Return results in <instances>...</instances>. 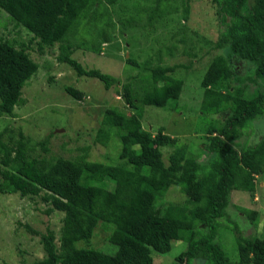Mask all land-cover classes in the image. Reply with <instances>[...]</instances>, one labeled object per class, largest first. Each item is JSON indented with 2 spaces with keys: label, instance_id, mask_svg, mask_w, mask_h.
<instances>
[{
  "label": "trees",
  "instance_id": "obj_1",
  "mask_svg": "<svg viewBox=\"0 0 264 264\" xmlns=\"http://www.w3.org/2000/svg\"><path fill=\"white\" fill-rule=\"evenodd\" d=\"M119 1L0 0V20L6 14L0 26L14 23V29L24 28L32 35L22 43L0 39V114L15 117L16 107L26 101L24 86L40 69L31 56L34 41L42 53L59 45V62L67 63L80 77L98 78L106 90L121 84L118 95L125 103L105 110L93 138L94 144L109 147L119 140L118 156L108 154L107 161L90 159V145L78 147L82 153L75 157L50 154L54 132L33 142L22 128L7 126L0 131V194L41 198L48 204L45 213H64L58 233L50 227L40 231L26 225L41 236L45 252L31 264H154V253L172 251L177 241L188 243L178 256L181 263L193 264L201 258L208 264H264V230L256 232L261 215L257 210L239 206L255 229L251 235L236 232L238 261H232L216 240L218 220L223 218L222 223L230 216L232 192L254 195L257 179L264 173V135L250 141L255 134L252 123L264 118V0H211L221 25L218 39L211 44L220 52L209 61L201 80L206 89L204 120L211 118L205 122L206 140L199 149L164 127L156 131L143 127L146 106L178 109L184 81L174 74L184 62L155 65L130 55L128 64L151 74L139 87L137 76L123 81L87 68L73 57L83 47L100 53L103 44L117 37L118 23L122 28L152 29L159 19L180 13V5L188 21L193 3L139 0L136 3L144 7L118 22L113 7ZM85 29L91 45L80 39ZM203 42L210 44L205 37ZM171 52L173 56L175 50ZM65 90L75 99L85 97L72 85ZM217 114L226 118L220 121L214 117ZM167 147L172 149L168 160ZM203 153L207 162L198 158ZM172 186L181 189L184 201L166 199ZM101 225L111 227L108 240L117 246L116 252L90 246Z\"/></svg>",
  "mask_w": 264,
  "mask_h": 264
},
{
  "label": "rangeland",
  "instance_id": "obj_2",
  "mask_svg": "<svg viewBox=\"0 0 264 264\" xmlns=\"http://www.w3.org/2000/svg\"><path fill=\"white\" fill-rule=\"evenodd\" d=\"M137 1L139 0L119 1L113 7L114 18L119 22L121 18L137 14L135 8L144 7V3H136ZM179 12L159 19L152 29H144L141 26L122 28V24L118 23L117 37L112 42L103 44L100 53L83 47L76 49L73 57L87 68L100 69L104 73L120 77L123 81H127L129 76H137L135 84L139 87L146 84V78L151 74L141 67L128 64L126 58L130 55L141 63L148 61L155 65L184 62L185 65L178 68L174 74L184 81L177 104L179 110L174 109L172 105L146 106L143 127L153 131L164 127L167 133L199 149L206 140L204 138V129L207 127L205 122H209L208 119L211 118L206 117L204 120L202 104L206 89L201 85V80L209 61L220 52L218 49H212L214 44L211 42L214 43L218 39L221 25L211 0H193L188 21L182 16V5ZM5 15L2 14V21L5 20ZM83 36V38L80 37L82 41H88L89 45L93 43L87 29L83 32ZM31 37L32 35L24 28L14 29V23H9L6 28L0 26V39L5 38L22 43L29 42ZM204 37L210 44H204ZM184 38H186L185 43L181 41ZM33 46L31 56L39 62L40 69L24 86L23 96L26 101L23 105L16 107L17 115L12 117L0 114V131L7 126H12L14 129L22 128L32 137L33 142L44 140L51 132H54L48 146L50 154L55 156L75 157L82 153L78 147L85 145L91 146L90 159L92 160L107 161L108 154L118 156L119 150L116 151V148L120 144L119 140L117 143L115 140L114 145L112 144L115 148L112 150L110 145L94 144L93 138L107 108L125 107L123 98L118 95L121 84L106 90L103 82L98 78L80 77L67 63L59 62V45L47 48L43 53L39 50L36 41L33 42ZM172 50H175L173 56ZM185 50H189L188 52L196 56L186 54ZM240 66L244 65L242 66L241 63ZM245 68H243L244 72ZM70 85L83 90L85 97L78 100L71 96L65 90V87ZM214 117L220 121L226 118L222 114ZM263 119L260 118L252 123L250 128L254 129L255 134L250 141L257 142L259 138L257 134L264 135ZM245 139V136L242 137L243 141ZM171 150L170 147L164 148L166 160ZM38 152L42 153L43 150L39 147ZM199 156L200 161L207 162V155L203 153ZM257 180L258 187L254 195L241 190L232 192L230 216H226L222 223L223 218L218 220L216 240L221 243L232 261L239 260L236 232L242 231L243 234L251 235L254 228V225L247 221L244 216L246 213L240 207L260 212L256 232L264 230V173ZM166 199L182 202L185 195L179 187L172 186ZM47 207L48 204L41 198L23 197L18 193L0 194V264H31L45 256L41 236L30 232L26 225L40 231H46L50 227L58 233L64 213L54 211L47 214L45 213ZM110 233L111 227L105 229L101 225L96 230L90 246L109 253L116 252L117 246L108 240ZM187 248L188 243L177 241L173 244L172 251L154 253V264H191L181 263L178 260V256ZM193 264H208V260L194 259Z\"/></svg>",
  "mask_w": 264,
  "mask_h": 264
}]
</instances>
